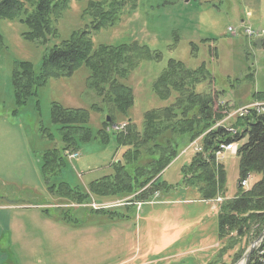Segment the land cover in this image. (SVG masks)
<instances>
[{
	"label": "rangeland",
	"instance_id": "1",
	"mask_svg": "<svg viewBox=\"0 0 264 264\" xmlns=\"http://www.w3.org/2000/svg\"><path fill=\"white\" fill-rule=\"evenodd\" d=\"M86 1L100 0L72 1L60 14L57 37L47 44L25 41L23 24L0 20V225L6 231L2 236L0 226V264H234L237 255L235 264H245L255 241L256 250L264 236L257 240L255 226L239 241L220 240L219 195L206 199L196 185H184L181 169L199 152L200 138L169 165L157 181L160 192L145 204L125 208L113 197L91 196L90 203L75 205L48 194L41 162L44 154L62 147V126L50 118L53 103L87 111L86 126L101 128L107 112L89 110L100 101L86 87L88 72L81 68L71 78L48 80L21 107L11 76L15 63L28 62L37 71L49 48L88 30L95 45L136 42L162 56L160 62H141L124 82L134 98L128 117L137 128L145 111L167 105L152 87L167 62L176 60L189 69L204 65L219 91L216 105L224 107V118L214 126L236 132L229 123L240 118L239 109L260 102L253 96L264 93V0H134L135 9L97 32L88 29ZM246 28L263 35L249 38ZM202 90L198 86L196 91ZM117 122L111 127L127 123L123 118ZM121 151L113 138L105 146L82 143L77 159H66L61 172L46 176L50 184L63 182L88 195L91 182L112 175L111 164L120 160ZM220 157L226 178L222 198L233 199L239 159L232 152ZM259 179L250 175L243 190ZM96 209L122 216L109 219ZM65 218L68 223L61 221Z\"/></svg>",
	"mask_w": 264,
	"mask_h": 264
},
{
	"label": "trees",
	"instance_id": "2",
	"mask_svg": "<svg viewBox=\"0 0 264 264\" xmlns=\"http://www.w3.org/2000/svg\"><path fill=\"white\" fill-rule=\"evenodd\" d=\"M72 1L85 0H0V20L23 24L25 41L47 44L57 37L60 14ZM134 3V0L86 1L83 13L91 19L88 29L97 32L112 28L128 9H135ZM88 34V30L73 32L67 40L53 45L37 71L28 62L15 63L13 67L11 85L19 107L36 98L38 89L48 80L68 79L84 68L88 72L86 87L100 101V105H93L89 110L107 112L101 128L95 130L86 126L87 111L52 104L50 118L51 122L62 126V147L47 152L42 158L48 194L75 205L89 203L91 196L113 197L122 201L124 207L146 202L160 192L161 185L157 181L169 165L200 138L201 152L194 154L181 169L184 185H196L206 199L223 197L226 178L215 154L220 145L235 143L239 159L237 194L233 199L223 198L220 204L218 238L239 241L255 226V237L260 236L264 232V115L250 113L236 118L231 125L229 123L235 133L215 127L224 118V107L216 105L219 91L213 88V79L204 65L189 69L180 61L169 60L152 87L159 101L168 103L145 111L139 129L128 117L134 98L124 82L141 62H160L161 54L136 42L95 45ZM198 86H203V90L197 92ZM253 100L263 102L264 93L255 94ZM117 118L127 122L121 130V126L117 130L111 127L118 123ZM107 128L113 132H107ZM110 138L114 139L117 149L122 150L120 160L112 162V175L91 182L88 195L63 182L50 184L46 174L55 176L61 172L68 155L78 153L80 144L98 141L105 146ZM252 174L260 176L259 181L243 190L240 184ZM99 212L109 219L122 216L115 210ZM61 221L67 222L66 218ZM239 256L234 258V264ZM246 264H264V237Z\"/></svg>",
	"mask_w": 264,
	"mask_h": 264
},
{
	"label": "built area",
	"instance_id": "3",
	"mask_svg": "<svg viewBox=\"0 0 264 264\" xmlns=\"http://www.w3.org/2000/svg\"><path fill=\"white\" fill-rule=\"evenodd\" d=\"M245 34L248 37H254L257 35H263V32L261 34H259L257 32L252 31L251 29L247 28V29H245ZM250 113H256L257 115H264V101L263 102H253V103L249 104V106H247V107L240 108L239 112H238V114H239L238 117H242V116L244 117ZM114 129L117 130V128H114ZM119 129L121 130L122 127H120ZM229 132L235 133L233 130H229ZM196 146H197V144H196ZM198 149L200 151L199 147H198ZM236 150H237V147H236V144H234V143H231L228 145L222 144V145H220V149L216 153V156H221L225 152H232V154L235 155ZM76 157H77L76 154H72L69 156V158H76ZM245 184H246V181H243L241 185L243 187H245ZM218 201H220V200L218 199Z\"/></svg>",
	"mask_w": 264,
	"mask_h": 264
},
{
	"label": "water",
	"instance_id": "4",
	"mask_svg": "<svg viewBox=\"0 0 264 264\" xmlns=\"http://www.w3.org/2000/svg\"><path fill=\"white\" fill-rule=\"evenodd\" d=\"M107 121H109L108 119H107ZM264 236V232L260 235V237L257 239V240H260L262 237ZM258 241H255V243H254V245L251 247V249L249 250V253L247 254V256H246V261H247V259H248V257L255 251V248H256V243H257ZM246 263V262H245Z\"/></svg>",
	"mask_w": 264,
	"mask_h": 264
},
{
	"label": "crops",
	"instance_id": "5",
	"mask_svg": "<svg viewBox=\"0 0 264 264\" xmlns=\"http://www.w3.org/2000/svg\"><path fill=\"white\" fill-rule=\"evenodd\" d=\"M1 227H2V230H1V235L3 236V233H5L6 231H5V228H4V226H2V225H0ZM1 238V237H0Z\"/></svg>",
	"mask_w": 264,
	"mask_h": 264
}]
</instances>
